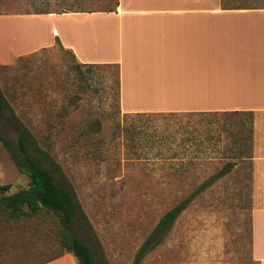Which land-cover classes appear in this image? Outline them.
<instances>
[{"label": "rangeland", "instance_id": "rangeland-1", "mask_svg": "<svg viewBox=\"0 0 264 264\" xmlns=\"http://www.w3.org/2000/svg\"><path fill=\"white\" fill-rule=\"evenodd\" d=\"M113 1L0 0V12L106 9ZM73 65L57 44L0 64V90L14 116L2 112L0 133L15 143L27 128L72 185L89 224L76 231L98 263L131 264L157 219L230 160L225 145L240 125L223 123L224 115L122 113L115 66ZM27 180L0 144V183L10 184L5 193ZM250 207L247 165L239 162L193 197L139 264H257L250 255ZM58 228L49 212L10 218L0 211V264H39L61 253Z\"/></svg>", "mask_w": 264, "mask_h": 264}, {"label": "crops", "instance_id": "crops-1", "mask_svg": "<svg viewBox=\"0 0 264 264\" xmlns=\"http://www.w3.org/2000/svg\"><path fill=\"white\" fill-rule=\"evenodd\" d=\"M235 6L116 0L111 10L0 12V64L57 44L79 63L116 66L122 113H213L232 125L250 111L251 154L230 170L247 165L250 255L264 264V5ZM39 264L76 261L64 251Z\"/></svg>", "mask_w": 264, "mask_h": 264}, {"label": "trees", "instance_id": "trees-1", "mask_svg": "<svg viewBox=\"0 0 264 264\" xmlns=\"http://www.w3.org/2000/svg\"><path fill=\"white\" fill-rule=\"evenodd\" d=\"M115 4L116 0L113 1V6L111 8L101 10H111L114 8ZM35 12H48V10H35ZM40 50H43V48ZM94 65L112 64H84L74 60L73 67H90ZM117 86L118 80L116 68V94ZM4 110L9 112L11 117H14L11 106L8 104L0 90V115ZM233 112L235 113L237 111ZM128 114L140 116L165 113ZM239 114H241V117L236 122L240 127L236 132L229 134L230 143H226L225 145L226 149L230 151L228 155L230 160H226L220 168L200 181L190 193L177 201L157 219L140 247L136 250L131 264H139L142 256L152 246L161 241L175 217L189 204L195 195L210 187L217 179L230 171V168L235 163L232 159L247 158L250 156L252 114L250 111L240 112ZM90 127L96 129L97 125L93 123ZM185 140V142L190 143L191 137L187 136ZM0 144L17 170L28 178L25 187L9 193L5 192H7L10 184L0 183V211L10 218H16L22 215L30 217L41 211L53 214L59 225L58 242L61 247V253L64 251L69 252L75 258L76 264H99L90 246L76 231L77 229L80 231L86 229L89 230V224L85 213L78 203L73 187L63 173L59 163L46 149L40 147L36 138L25 127H23L17 134L15 143H12L0 133ZM193 152L195 153L196 149Z\"/></svg>", "mask_w": 264, "mask_h": 264}]
</instances>
